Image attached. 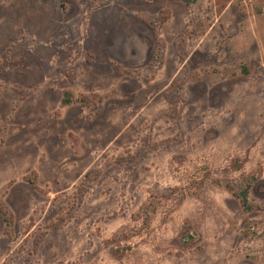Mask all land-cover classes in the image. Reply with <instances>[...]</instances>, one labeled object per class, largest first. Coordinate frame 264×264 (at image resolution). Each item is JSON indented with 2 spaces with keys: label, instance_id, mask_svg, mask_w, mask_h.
Instances as JSON below:
<instances>
[{
  "label": "rangeland",
  "instance_id": "374dc122",
  "mask_svg": "<svg viewBox=\"0 0 264 264\" xmlns=\"http://www.w3.org/2000/svg\"><path fill=\"white\" fill-rule=\"evenodd\" d=\"M0 201V264H264V0H0Z\"/></svg>",
  "mask_w": 264,
  "mask_h": 264
},
{
  "label": "trees",
  "instance_id": "16d2710c",
  "mask_svg": "<svg viewBox=\"0 0 264 264\" xmlns=\"http://www.w3.org/2000/svg\"><path fill=\"white\" fill-rule=\"evenodd\" d=\"M186 4H190L195 2L196 0H182ZM152 23L149 21L147 24ZM74 94L70 90H63L62 96H61V104H69L75 100ZM32 176H35V173H33ZM29 183L32 187L36 188V182L34 180V177L29 176L27 178ZM255 180V174L250 173L242 177L241 184L236 188L233 182L229 179L222 180L215 178L213 181L218 185H223L226 189H228L234 197H236L239 201L240 208L244 212H249L255 209H258V205L254 204L250 201L249 198V190L252 184V181ZM154 209V202L149 200L147 203L143 204L141 207V213L142 218L144 222L148 220L150 212H152ZM0 215L2 216L3 222H4V230L7 233H10L13 226V214L8 209V207L0 201Z\"/></svg>",
  "mask_w": 264,
  "mask_h": 264
}]
</instances>
